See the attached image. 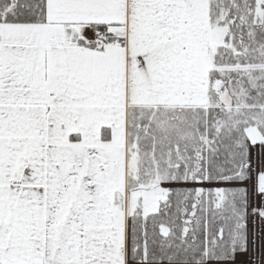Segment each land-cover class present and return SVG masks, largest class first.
Here are the masks:
<instances>
[{
  "label": "snow or ice",
  "instance_id": "1",
  "mask_svg": "<svg viewBox=\"0 0 264 264\" xmlns=\"http://www.w3.org/2000/svg\"><path fill=\"white\" fill-rule=\"evenodd\" d=\"M240 256L264 264V0H0V264Z\"/></svg>",
  "mask_w": 264,
  "mask_h": 264
},
{
  "label": "rangeland",
  "instance_id": "2",
  "mask_svg": "<svg viewBox=\"0 0 264 264\" xmlns=\"http://www.w3.org/2000/svg\"><path fill=\"white\" fill-rule=\"evenodd\" d=\"M251 227H252V225L250 224V229H251ZM247 259H248V256H240L238 258L237 264H241L242 261H246Z\"/></svg>",
  "mask_w": 264,
  "mask_h": 264
}]
</instances>
